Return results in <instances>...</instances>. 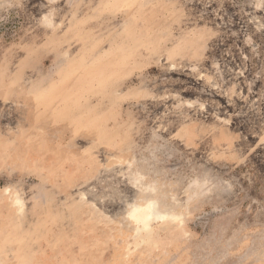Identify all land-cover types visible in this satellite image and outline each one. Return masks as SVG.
Returning <instances> with one entry per match:
<instances>
[{"label":"rangeland","instance_id":"rangeland-1","mask_svg":"<svg viewBox=\"0 0 264 264\" xmlns=\"http://www.w3.org/2000/svg\"><path fill=\"white\" fill-rule=\"evenodd\" d=\"M0 264H264V0H0Z\"/></svg>","mask_w":264,"mask_h":264},{"label":"bare ground","instance_id":"bare-ground-1","mask_svg":"<svg viewBox=\"0 0 264 264\" xmlns=\"http://www.w3.org/2000/svg\"><path fill=\"white\" fill-rule=\"evenodd\" d=\"M142 210L145 211L146 217L148 218L153 217L158 222H161L163 219H165L168 216V212H165V210L162 211L159 208L158 202L155 200H148L146 202L145 207L140 205L133 206L131 213L133 214L136 211H142Z\"/></svg>","mask_w":264,"mask_h":264}]
</instances>
